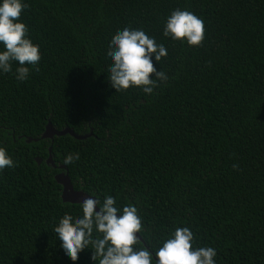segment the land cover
I'll return each mask as SVG.
<instances>
[{
	"label": "trees",
	"instance_id": "trees-1",
	"mask_svg": "<svg viewBox=\"0 0 264 264\" xmlns=\"http://www.w3.org/2000/svg\"><path fill=\"white\" fill-rule=\"evenodd\" d=\"M25 2L40 60L24 81L15 62L0 74V147L14 162L0 171V264H95L89 248L65 258L52 231L80 203L62 201L49 146L55 164L79 153L65 165L74 189L137 207L136 247L189 227L215 264H264V0ZM177 8L202 19L198 46L162 35ZM125 27L166 49L153 64L168 79L151 94L107 81V45ZM48 121L91 134L40 138Z\"/></svg>",
	"mask_w": 264,
	"mask_h": 264
},
{
	"label": "clouds",
	"instance_id": "clouds-1",
	"mask_svg": "<svg viewBox=\"0 0 264 264\" xmlns=\"http://www.w3.org/2000/svg\"><path fill=\"white\" fill-rule=\"evenodd\" d=\"M27 7L25 0H0V74L11 72L15 62L14 75L18 81L26 80L30 67H35L40 60L39 45L27 36V26L19 19ZM162 35L188 46H198L204 36L202 19L190 11L173 9L164 20ZM165 55V47L143 29L125 27L107 45L106 59L110 61L107 81L115 92L139 87L145 95L151 94L157 81L168 79L153 64ZM78 159V152L67 153L63 164L69 165ZM6 167H14V162L0 147V171ZM79 208L80 215L75 219L64 214L52 228L63 256L72 262L78 259L79 252L89 248L95 264L97 260L98 264H215L216 250L194 247L189 227L175 228L155 249L136 247L140 243L137 234L142 228L136 206L117 207L111 195L102 201L89 195L80 202Z\"/></svg>",
	"mask_w": 264,
	"mask_h": 264
},
{
	"label": "water",
	"instance_id": "water-1",
	"mask_svg": "<svg viewBox=\"0 0 264 264\" xmlns=\"http://www.w3.org/2000/svg\"><path fill=\"white\" fill-rule=\"evenodd\" d=\"M65 133H68L69 135H71L72 137L77 138V139L85 138L91 134V132L84 133V134L76 133L72 128L67 127V126L61 128V129H56L48 121L47 124L45 125L43 132L41 133V135L39 137L40 138L48 137V138L52 139V137L54 135H62ZM31 139L37 140V138H31L30 136L26 137V141H30ZM50 149H51V147L49 146L48 147V155L45 158V162L47 164L51 165L52 167H58V168L63 169L62 171H59V172L54 174L55 180L61 185V199H62V201L71 202V203H80L85 198V196H89L90 194L83 191L82 189H74L73 188V185H72L70 178L67 174V169L65 168V165L62 163H60V164L54 163V161L52 159V155L50 153ZM41 160H42L41 157H39V156L35 157L36 163H40ZM91 196H94V195H91ZM137 235H139V234H137ZM139 238H140V241L143 243V240H142L140 235H139Z\"/></svg>",
	"mask_w": 264,
	"mask_h": 264
}]
</instances>
